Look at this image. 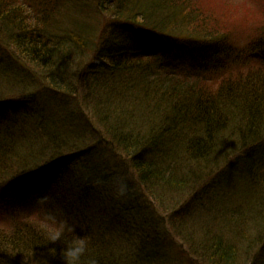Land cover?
<instances>
[{
	"label": "trees",
	"instance_id": "obj_1",
	"mask_svg": "<svg viewBox=\"0 0 264 264\" xmlns=\"http://www.w3.org/2000/svg\"><path fill=\"white\" fill-rule=\"evenodd\" d=\"M197 5L0 0V260L62 264L39 212L89 238L85 261L168 264L161 210L201 264H264V28L240 46ZM196 160L213 161L200 182ZM211 190L221 234L185 233Z\"/></svg>",
	"mask_w": 264,
	"mask_h": 264
},
{
	"label": "rangeland",
	"instance_id": "obj_2",
	"mask_svg": "<svg viewBox=\"0 0 264 264\" xmlns=\"http://www.w3.org/2000/svg\"><path fill=\"white\" fill-rule=\"evenodd\" d=\"M196 3L198 4L197 6L200 7V9L202 11L201 13H199L200 14L199 20H201V19L206 20L208 22V25H210V27H217V31L220 33L232 35V38H235V40L238 42V44L240 46L246 47L251 42L252 39H255L256 36L261 34L260 30L262 28H264V0H196ZM203 31H205V30H203ZM89 59H90V54H85V56H83L82 61L85 60L84 62H86ZM247 69H248V66L241 69V71L244 75L247 74ZM235 70L236 71H234L233 68L231 70V72L234 75H232L230 73L227 75L222 74L223 81L210 82L209 85L211 86V89L213 90V92L219 86V82L221 84L223 83V86H230V84L231 85L237 84L238 78L235 76V73L239 70V68H237ZM198 85H202V84H198ZM207 85H208V83L203 84V86L206 88H207ZM10 96L14 97L13 94ZM7 99L8 100H6L5 102H7V101L8 102H10V101L14 102L15 100H17V98H10V97ZM87 113L88 112H85L86 115H87ZM80 122H81L80 119H78V123H80ZM91 124L93 125V130L97 129V130H99V132H101L100 127H98L93 122H91ZM97 134L102 136V134H100V133H97ZM184 156H186V155H184ZM203 158L208 159L207 155L203 156ZM204 160H202L200 162L198 160H196V161H194V163H192L190 165L192 167V169H194V171H192V173L195 174V178H196L197 182H200L204 179V176L206 175V171L211 167L212 162H213V161H211V163H210V161H208V162L205 161L206 162L205 163ZM214 171H215V169H214ZM196 185L197 184L195 183L193 188L196 187ZM141 193H142V195H144V197H143V199H140V201L149 202V204H152L151 197H149L143 191V189H142ZM214 193H215V191H212L209 194H207V196L205 197V200L202 199V202L204 203L205 211L201 210V209H199V210L196 209L198 207H195L197 205L195 203L190 204V205L187 204V210L192 209L193 211L195 210L196 213H199L202 211H204V212H203V214L199 215L200 217L203 216V218L199 219L200 217L198 216V218H197L198 220L196 222L186 221V223H184L185 222L184 219H183V222L182 221L178 222V224L181 225L180 227H182V226L184 227V224H185V227L183 229V230H185V233L193 234V232L189 231V230L197 229L200 225H204L206 229L213 228L212 226H215L214 220L212 219V218L216 217V213H217V210L215 209V207L212 204L213 203L212 197H213ZM183 196L181 195L180 197H183ZM168 198H169V195H168ZM187 199L188 198H185V202ZM179 200H180L179 201L180 203H178V204L180 205L182 199L179 198ZM243 200H245V199H243ZM188 201H187V203H188ZM166 202H167V199H161V201H160V203L167 206ZM239 205L240 204L238 203L236 206H239ZM241 206H243L242 203H241ZM164 212L161 210L159 212L157 211V213H158L157 215L161 216L163 219L164 230L167 228L169 230V233H170V236H169L170 242H169L167 251H168V254H169V257L171 260L168 262V264H201L191 254V252L193 253V251H189L190 248L187 245V241L184 240L182 242V238L179 236V235H181L180 231L176 230V232H175L174 229L170 230L171 227L169 226L168 223H166V222H168L169 214L167 215ZM205 214H207V215H205ZM200 221H202L203 224H199ZM216 224L218 226V229L220 230L218 223H216ZM208 232L213 233L215 235L221 234L220 232H219V234H217L215 231L214 232L210 231V229ZM241 233H246V237H247L246 240L251 239L249 243H253V241H255L256 237H252L253 235H255L254 233L249 234L248 231L244 232L243 230L241 231ZM230 239H232V238H230ZM232 240H234V239H232ZM233 242L234 243L231 242V245H233L237 249H239L240 247L238 245H236V242L235 241H233ZM249 243H247V244H249ZM244 249H245V245H244ZM250 255H252V253ZM250 255L244 254V257L242 255L241 256L242 259L239 260L237 262V264H244L246 258H249ZM203 264H205V263H203Z\"/></svg>",
	"mask_w": 264,
	"mask_h": 264
},
{
	"label": "clouds",
	"instance_id": "obj_3",
	"mask_svg": "<svg viewBox=\"0 0 264 264\" xmlns=\"http://www.w3.org/2000/svg\"><path fill=\"white\" fill-rule=\"evenodd\" d=\"M47 199V197H41L37 203L45 205ZM33 219L48 244L59 243L62 245L60 249L62 264H96V260L93 258H88L86 261L82 259L88 251L89 238L77 236L75 227L70 225L66 219H61L52 213H45L41 216L39 212L33 213ZM50 252L54 254L55 249H50ZM11 255L14 257L15 253ZM0 264H6V262L0 260Z\"/></svg>",
	"mask_w": 264,
	"mask_h": 264
}]
</instances>
